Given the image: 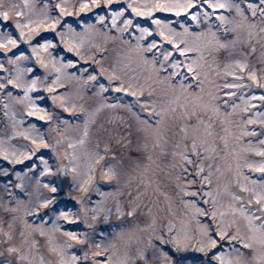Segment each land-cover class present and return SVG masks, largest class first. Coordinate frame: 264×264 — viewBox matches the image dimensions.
I'll return each mask as SVG.
<instances>
[{
	"label": "snow or ice",
	"instance_id": "6c2138e0",
	"mask_svg": "<svg viewBox=\"0 0 264 264\" xmlns=\"http://www.w3.org/2000/svg\"><path fill=\"white\" fill-rule=\"evenodd\" d=\"M0 264H264V0H0Z\"/></svg>",
	"mask_w": 264,
	"mask_h": 264
}]
</instances>
